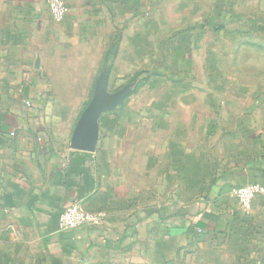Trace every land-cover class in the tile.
I'll return each mask as SVG.
<instances>
[{
  "label": "crops",
  "instance_id": "0c3cea01",
  "mask_svg": "<svg viewBox=\"0 0 264 264\" xmlns=\"http://www.w3.org/2000/svg\"><path fill=\"white\" fill-rule=\"evenodd\" d=\"M63 1L56 23L49 0H0V264H264V197L231 193L264 186V93L238 90L220 10L192 27L198 86L183 43L146 67L147 0ZM72 205L97 223L60 230Z\"/></svg>",
  "mask_w": 264,
  "mask_h": 264
},
{
  "label": "rangeland",
  "instance_id": "374dc122",
  "mask_svg": "<svg viewBox=\"0 0 264 264\" xmlns=\"http://www.w3.org/2000/svg\"><path fill=\"white\" fill-rule=\"evenodd\" d=\"M145 9L148 13L150 31L148 62L147 66L143 63V69L145 66L149 70L154 69L165 60L171 70L174 66L172 52L179 46V52L182 53L183 46L184 57L195 61L191 67L185 66L190 68L191 75L195 77L194 81L191 77L187 80L190 84L194 82V85L203 86L202 62L205 47L211 43L210 34L205 36V32L195 31L192 27L194 24L202 26L205 20L209 23L219 21L222 16L234 41L232 54L229 50L225 53L237 61L233 70H238L240 73L238 90L244 87L246 92L241 93H251L247 92L251 88L254 93L256 91L264 93V0H147ZM216 10H220L221 16L213 14ZM184 57L182 58L185 59ZM181 64H183L182 60ZM138 67L140 68V65ZM163 79L162 90L166 91L168 79L164 76ZM162 94L159 90L157 93L154 90L145 93L143 97H133L137 102L132 100L130 105L153 107L158 101V95L162 96ZM100 96L103 99L105 95L101 93ZM93 97L94 93H84L82 104L92 101ZM178 106L183 105L179 103ZM183 121L185 122L183 119L180 120L182 123ZM245 186L248 185L233 187L231 193L233 189Z\"/></svg>",
  "mask_w": 264,
  "mask_h": 264
},
{
  "label": "built area",
  "instance_id": "2783aa9c",
  "mask_svg": "<svg viewBox=\"0 0 264 264\" xmlns=\"http://www.w3.org/2000/svg\"><path fill=\"white\" fill-rule=\"evenodd\" d=\"M49 7L52 19L56 23H61L67 13L68 9L63 0H49ZM234 197L239 201L242 208L249 212L252 210L254 200L259 197H264V187L260 185H248L232 190ZM59 229L62 231L73 230L86 225L96 224L97 218L84 211L78 205H72L63 209L58 215Z\"/></svg>",
  "mask_w": 264,
  "mask_h": 264
},
{
  "label": "water",
  "instance_id": "95a60500",
  "mask_svg": "<svg viewBox=\"0 0 264 264\" xmlns=\"http://www.w3.org/2000/svg\"><path fill=\"white\" fill-rule=\"evenodd\" d=\"M76 138L79 139L78 143L76 144L78 147H83L84 146V141L86 140V129L84 126H82L77 135ZM80 142V143H79Z\"/></svg>",
  "mask_w": 264,
  "mask_h": 264
}]
</instances>
